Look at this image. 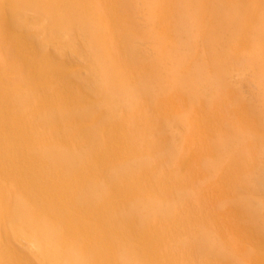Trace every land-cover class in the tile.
I'll list each match as a JSON object with an SVG mask.
<instances>
[{
    "label": "bare ground",
    "instance_id": "6f19581e",
    "mask_svg": "<svg viewBox=\"0 0 264 264\" xmlns=\"http://www.w3.org/2000/svg\"><path fill=\"white\" fill-rule=\"evenodd\" d=\"M90 1L93 4H98L96 5L97 8H102L100 7V1ZM140 1L147 8L153 10V14L156 13L155 17H159L160 23L157 24H161L162 28L168 29L169 41L163 45L162 50H157L158 54L162 55L161 57L152 52L146 53L147 51L145 50H139L133 41L129 43L126 38L125 43L127 45H120L116 48L118 58L128 67H132L133 64L140 66L145 60L151 61V65L156 66L160 59H165L163 61L167 69L165 70L166 75H162L159 70L158 72L156 71L157 83L155 81L150 82L148 77H141L138 81V88L146 96H151L156 90L153 97H151L154 103L162 99L157 92L166 84L167 78L182 87H186L188 93L193 92V101L190 99L192 102L188 103L189 97H183L179 94L181 92L176 89H167L165 95L169 97V100L162 102L164 101L162 99V106H159L162 109H159V112L166 114L168 111H178L180 117L185 120L184 118L189 117V108L191 106L194 108L197 120L196 125H199L195 140L197 142H206L207 151L211 154L206 161L200 162V164L204 165L201 168V172L207 171L211 177L219 173V191L216 190L217 194L226 193L224 191L225 187H227L226 185H230L233 194L235 193L233 200L226 201L222 199L219 201L216 208L213 209L214 211L211 212L212 214H210L212 222L217 226L218 230H222V236H225L226 240H229V232L236 234L235 238L238 242L235 241L232 244L234 246L232 250L240 252V248L247 242V245L253 248H251L253 251L249 255L251 263L264 264V218L262 217L264 212V152L262 154L260 144L256 145L255 133L247 132V127L246 131L238 129L239 136L234 130V125L231 126L229 123H225V127L222 129L217 128L216 123H218L219 117L224 116V113L215 105L206 106L204 101L207 100H203V97H207L206 95L209 94L210 90L215 92L222 87V82L225 83V76L228 71L222 69L220 72V70L214 68L215 65L213 68L208 66V72L205 75L204 70L200 71L199 67H196L195 72L188 76L189 73L184 71V69H180L183 57L179 53L185 47L189 49L188 44L193 42L189 40L190 35L196 31V23H194V15L192 13L193 0ZM202 1L206 9L209 8L208 5L212 6L208 9V12L212 13L213 29H218L210 33L214 40H208L210 42L215 41L213 44V50L215 51V45L219 44V42L223 43L225 41L223 44L228 45L234 40L233 37H231L233 40L226 39L222 29L226 28L225 30H227L232 24L239 25V28L241 25L233 19L234 13H229V10L224 13L225 9L222 5H219V0ZM226 1L230 3L233 0ZM23 2H31L32 4V2L36 3L38 0H0V27L3 29V36L6 37L2 38L6 40V43L8 42V44L1 45L3 48H7L5 51L12 48L14 50V52L9 51L12 53L11 55L4 51L9 56V60L5 62L8 63L9 68L7 67L8 65L0 64V264H32L28 256L21 251L22 248L26 249L27 246L34 247L37 251V257L40 259H46L43 256L45 252L54 253L55 264H85L86 261L89 262L88 264H142L143 262L146 264H194L195 258L201 264L209 263L212 258H214V261H212L214 264L219 259L221 260L220 263L232 264L230 263L231 261H228L229 259L224 253L225 249L220 243L219 247L214 248L215 242L208 233H197L203 239L200 240L198 237L197 241L195 240L196 242L194 240L189 241L186 237L183 238L181 236L184 231H187V227L190 231L194 230V223L198 218V216L192 217L193 214L190 216L189 206L187 207L188 199L185 198L188 195L175 193L170 189L168 192L164 191V193L170 195L167 201H165V198L161 199L158 197L140 200L143 196L151 194L153 186L160 193L166 188L161 189L160 186L159 188L158 181L155 182L156 184L151 183V169L147 164L148 161L141 157V153L134 146L129 131L134 133L135 139L141 138L140 143L146 145L145 148L150 150V154L161 153L162 157H164L165 153L174 154L177 151V141L175 139L177 138V133H175V127L167 121L166 128H169L174 138H171V143L165 146L163 151H157V141L154 143L149 142L152 139L151 133L148 132L149 128L138 131L137 125H133L125 119H114V110L112 108L116 105L126 109L131 108L133 112L138 113L139 117H141L139 113L143 114L146 109H142L143 105L139 100L141 97L138 96V92L136 93L134 87H131L127 81H123V84H120L119 88L123 90V93L121 98H117V94L112 89L111 78H115L119 72L118 68L110 64L106 66L108 63L103 61L101 63V60L98 63L95 62L97 65L92 64L95 71L93 73H97L99 80L101 82L103 80V86L105 84L107 87L103 103H100L98 108L105 110L110 123L104 126L102 124L99 125L98 122V125L103 129L100 142L97 143L95 139L92 141V151L84 154L85 163L83 165H72V163H76V158L78 159L86 150L82 148L71 150L65 148V146L84 145L87 139H85L86 136L82 131L91 121L86 116H79L72 122L73 128L71 127L70 131L66 130L65 117L61 116L60 110H66L75 104L81 107L84 106L87 101L91 100L89 95H95L101 89L99 80L92 79L86 83L80 81L76 76L77 69L67 57L71 56V49L75 44L74 38L72 36L71 38L69 37L71 28L73 30L75 26L83 25V23H79V25L75 17L65 18L68 10L71 11V16L74 13L76 14L75 11L77 10L71 9L72 5L65 9V0H44L42 5H47L46 7L50 8L49 12L55 15L50 21H47L48 16L44 17L46 26L49 27L50 37L59 41L62 47L63 45L66 46L64 51L52 54L45 40L37 36L38 31L43 29L39 22L35 21L32 24V30L29 33L23 31L25 30L24 24L26 21L17 12L22 7ZM105 2L108 4L104 6V9H101L104 12L103 14L109 11L107 13L109 19L118 24L120 28L122 27L123 29L121 28V30L124 33H130V29L128 30L129 25L122 24L123 12L121 11L120 14L122 15H119L117 11L120 6L122 10H126L127 2L131 5L132 1L106 0ZM198 3L199 7L200 5L201 7L203 6L200 0H198ZM251 6L253 5L251 4ZM176 14L178 21L175 20L177 18L172 17V15L175 16ZM258 14L260 15L261 13ZM241 16V18L237 19L238 22L245 18V16ZM100 19L103 20L102 18ZM105 19L106 17H104ZM240 19L241 21H239ZM251 21H249V25ZM255 22L250 25L251 33L245 31L240 33L239 30V35L237 36L238 42L244 41L249 47H253V53L249 57L245 56L243 58L246 53H243V55L241 53L243 59L239 58L240 62L236 65V74L243 76L238 79V82L235 81L236 88H240L243 84L247 88L244 91L252 95V97L245 96L250 104L246 103L244 98L238 96L235 90H231L234 91L232 93L237 100V104L232 105V113L237 121L250 122L249 126L252 123L254 113L251 112L250 107L251 105L254 106L261 96H264V75L262 73L259 74V76L262 75L260 78L263 80L258 82L257 88H254L255 93L252 90L255 87L253 86L254 80L251 78L247 80L245 79L246 75H244L245 69L249 66L253 67L256 64L255 60H261L263 57L262 51L264 49H261L263 46L261 45V48L259 46V48L256 47V42L261 39L264 42V16L261 21ZM93 25L95 26V24ZM38 28L39 30H37ZM103 31L106 32L108 30ZM160 31V34L164 33L162 30ZM242 32L245 34L243 35ZM104 35L103 37H105ZM252 35H257L259 39L252 37ZM118 40L121 41V38ZM205 40L207 41L206 38ZM250 41L251 43H249ZM108 44L111 43H107L106 46ZM232 46L238 47V43L237 45L232 44ZM112 47L111 45L110 48ZM109 50L107 51L110 52ZM219 51L215 53V58H217L215 61L220 60V63L227 65L225 63L226 60H224L225 57H222L223 54ZM228 53H231V51ZM73 55L75 54L73 53ZM88 59L92 60L93 57L91 58L90 56ZM107 59H105L106 62H108ZM184 59L187 60L186 57ZM205 62L208 63L207 61ZM229 68L232 70V67ZM65 72H68L73 78H67ZM12 76L15 77L12 78ZM8 77L10 80H7ZM100 77H102V80ZM11 78L13 80L16 78L17 80L13 81ZM195 78L200 79L201 83L205 85L204 87L202 86L201 91L194 85L195 82L193 80ZM21 79H27L29 85ZM230 80L233 81L231 77ZM256 80L255 76V82ZM225 89L227 88L225 87ZM36 91H40L42 94H37ZM223 92L219 91V93ZM220 101L216 100L215 102ZM156 105L158 106V104ZM85 108H93L91 111L95 110V107ZM146 114L144 113L143 117L145 121H148ZM71 115L75 116V113ZM96 115L94 121H99L101 113ZM54 120H57L58 125V128L55 129L50 123ZM233 120L236 121L234 118ZM150 121L147 123L151 124ZM185 121L188 123L187 120ZM236 122L235 128H237L236 126L239 123ZM40 126L44 128H40ZM209 129H212V133H215L216 136L218 135L217 144L213 143L212 139L210 140V135L207 136L208 133H211L208 132ZM218 129L223 132L220 136ZM158 130L159 132L161 131L160 129ZM250 130L253 132V129ZM59 133H61V136L57 135ZM248 135L252 138H246ZM136 142L138 143V140ZM261 145L263 150L264 140ZM55 148L61 150L51 151ZM242 148L247 150L244 155ZM257 150L261 152L262 157L259 164L255 165L252 155L253 151ZM216 152L217 154H215ZM130 153L135 154L138 159L127 164L126 168L119 166L120 161H124L127 158V154ZM192 155H196V150H192ZM68 158H72V162H68ZM48 162L50 167L45 166V163ZM51 162H53V166L50 165ZM188 162L186 161L185 165ZM56 164L58 165L55 166ZM135 168L139 172H136L135 176L130 175L131 170ZM238 168L244 171V173L241 172V177H239L241 178L239 179V184L237 182L233 183L232 180V176L236 174ZM220 169H222V172H220ZM123 171L125 172L122 173ZM114 172L119 175H111ZM104 175L107 176L106 192L102 194L104 197L100 199V196L95 194H98L99 187L102 190L101 184L103 185L105 180H101V178ZM206 177L208 178V176ZM153 181L155 180L153 179ZM79 192L83 194L84 198H80ZM221 197L223 198V195ZM20 204L23 206L21 207ZM233 209L241 214L245 212L248 216L244 213L246 217L243 216L242 222L239 223L235 216V221L232 222V218L228 216H231L232 213L234 215ZM28 210L31 214L30 217H33L32 220H28V216H26ZM121 210L124 215L116 214ZM222 213H224V216L227 215L226 217L230 220L228 218L224 220ZM52 227L58 229L54 241L50 233H48L49 228ZM197 234L195 233L196 237ZM64 239L70 240V246L69 244L66 245L68 250L73 246L72 243L77 245V253L72 249L63 251L65 248V244L63 245ZM62 240L64 241L62 242ZM211 246L213 247L210 248ZM178 247L180 251H177ZM211 249L215 250L216 254L211 256L210 261H208L207 252L212 251ZM245 249H242V252L248 251L250 248L246 247Z\"/></svg>",
    "mask_w": 264,
    "mask_h": 264
},
{
    "label": "rangeland",
    "instance_id": "374dc122",
    "mask_svg": "<svg viewBox=\"0 0 264 264\" xmlns=\"http://www.w3.org/2000/svg\"><path fill=\"white\" fill-rule=\"evenodd\" d=\"M43 1L44 0H38V2H36V3L32 2V4H31V2L30 3L29 2H25V3L23 2L22 3L23 8L20 7L17 12H19L20 17H22L26 21V23L24 24L25 30H23V31L29 33L32 30V24H34L35 21L39 22L43 26V29L40 28L42 30L38 31L37 36L39 38H42L45 40L47 47L49 49H51L49 51H52V54H55V53L58 54V51H59V53H60V51H64L66 46L63 45V47H62L61 46L62 44H60L59 41H56L55 38L50 37L49 27L46 26V21L44 20V17L48 16L47 21H50L53 17H55V15H52L49 12L50 8L46 7L47 5L46 6L42 5V4H44ZM98 1H100L99 2L101 4L100 7H102V8H97L96 5H98V4H93V2L90 0H65V3H64L65 9H67L68 6L70 7V5H72L70 7L71 9H77L75 11L77 15L74 13L71 16L70 15L71 11L68 10L65 14V18L70 19L71 17H75L78 24L83 23V25H84L83 26V25L79 24L80 26H75L73 30L71 28V35L69 36L70 38H71V36L74 38L75 44L71 49V56L69 55L67 57H68L69 61L77 69L76 76L83 83L89 82L92 79L99 80L97 73L96 74L93 73L95 71L93 69L94 66L92 64L97 65L95 62L98 63L100 60H101L100 61L101 63H103V62L108 63V64H106V66L110 64L113 67H117L118 68L117 70L119 72L116 74L115 78L114 77L111 78L112 79L111 84H113L112 89H113V92H115L117 94V98H121L122 93H123V90L121 88H119L120 84H123V81L129 82L130 86L134 87L135 92L136 93L138 92V96L141 97V98H139V100H140L141 104L143 105L142 109H146V111H144V113H147L146 116L149 119L148 121H150V120H154V121H150L151 124H148L147 123L148 121H145V119L143 117L144 113L143 114L139 113V114H141L140 115L141 117H139L138 113L133 112L131 108L126 109L125 107L117 106V105L112 108V110H114L113 111V113H114L113 118L114 119L123 118L126 121L131 122L133 125H137L138 131L149 128L148 132L151 133V136H152V139H150L149 142L154 143L157 141V143H158L157 151L158 150L163 151V148L171 143V141H172L171 138H174L172 136V134L170 133L169 128L168 129L166 128L167 121L173 127H175V131H176L175 133H177L176 134L177 138H175L177 141V151L174 154H171V153H165L164 154L163 153L164 157H162L160 155L161 153H157L156 155L150 154V150L145 148L146 145H143L140 143L141 138L135 139L134 133L132 131H129L130 138H132V142H133L134 146L139 150V153H141V157H144L146 159V161H148L147 164H148L149 168L151 169V174H150V176L152 177L151 183H155L158 181V184H159L158 187L160 186L161 189L166 188L162 191V193H160L159 191H157L156 187L153 186V191L151 192V194L147 195V196H143L140 200L158 197L161 199L165 198V201H167L170 198V195H167L166 193H164V191L168 192V190H170V189L172 191H174L175 193H180V194L182 193V194L188 195V196H185V198L188 199L187 207L189 206L188 208L190 209V216H191V214H193L192 217L198 216V218L195 220L194 230L190 231L189 228L187 227L186 228L187 231H184L183 235H181V236L183 238L186 237V239H189V241L194 240V242H196L198 237H199V234H197V233H200V232L205 233L206 232L214 240V242H215L214 248L219 247V243L221 244V246H223V248L225 249L224 253H225L226 257L229 259L228 261H231L230 263H232V264H234V263L235 264H252L250 259H249V255L253 251L252 250L253 248L251 246H248L247 242H246V244H243L242 248H240V252L232 250V249H234L233 248L234 246H232V244H234L236 241V238H235L236 234L234 232L233 233L229 232L231 234V236L229 234V240H226L225 236H222L223 235L222 230L220 228H219L220 230H218L217 226L214 225V223L212 222L210 214H212L211 212L214 211L213 209L216 208L219 201L222 199H224L226 201H231L234 199L235 193L233 194V191H232L230 185H229L230 187L228 185H226L227 186V187H225L226 190L224 189V191H226V193L223 192L222 194H219V193L217 194L216 190L219 191V173H217L216 175L211 177L208 175L209 173L207 171H205L204 173L201 172V168L204 167V165L200 164V162L206 161L208 158H210L211 154H209L207 151V148H206L207 143L206 142L205 143L202 141L197 142L195 140L197 138V134H198L197 132H198L199 125H196L197 120L195 118L196 114L194 113L195 112L194 108L191 106L189 108V117L184 118L185 120L188 121V123L180 117V113L178 111L172 110V111H168L166 114H162L159 112L160 111L159 109H162V107H159L160 105L162 106L161 103L167 102L169 100V97H166V95H165V91L167 89H176V90L180 91L181 93H179V94H181L183 97H187V98L189 97L187 100L188 103H190L191 100L193 101V97H192L193 92L188 93V91H186L187 90L186 87H182L181 85H178L175 81L167 78L166 84L162 88H160L157 92V94L160 95V97L164 101H162V99H160L154 103L153 100L151 99V97H153L156 90L151 94V96H146L144 93H142V91L138 88L137 85H138V81L141 77H148L150 82L155 81L157 83L156 71L158 72V70L162 73V75H166L165 70H167V69H166V66H164L165 62L163 61L165 59H162V60L160 59V62L156 63V66H152L151 61L145 60L142 62V65H140V66L133 64L132 67H128L125 65L124 62H121L119 60L118 55L116 53V48L120 45H127V43H125V41L128 39L129 43H131V41H133V43H135L137 45L139 50H145V51H147L146 53L152 52L153 54L159 55L157 50H159V49L162 50L163 45L167 44V42L169 41L168 29H166L165 27L162 28L161 24H157V23H160L159 22L160 20H159V17L158 18L155 17L156 13L153 14V10L147 8L140 0H131L132 1L131 5L128 4V2H127L126 10H122L121 6H120L119 7L120 9L117 11V14H119V15H122V14H120L121 11L123 12L122 24L123 25L126 24V26L129 25L128 30L130 29V33L129 32L124 33L121 30L122 27L120 28V26L118 24H116L111 19H109V16L107 15V13L109 11H107L105 14H103L104 12L101 9H104V6H106L108 4L107 2H105L106 0H103L104 1L103 3H102V0H98ZM225 1L226 0H224V1L219 0V5H222L223 8L225 9L224 13H226L228 10H229V13L230 12L234 13L233 19L236 20V23L241 25L239 28V25L232 24L227 28V30H225L226 28L222 29V32H223L224 36L226 37V39H228V38L230 40L234 39L233 42L228 43V45L223 44L225 41L223 43L219 42V44L215 45V51L213 50L214 49L213 44L215 41L210 42L208 40L213 39L211 34H210L211 31L214 32L215 29L216 30H218V29L217 28L213 29L212 13L208 12V9L212 6L208 5L209 8L206 9L205 8L206 6H204L202 4L203 1L200 0V3L203 6L201 7V5H200V7H199L198 0H193L194 4L192 5V13L194 15V23H196V25H195L196 31L194 32V34L192 32L190 35L189 40L193 41V42L188 44L189 49H188V47H185L184 49L181 50V53H179L181 55V57H183V59H182L183 63H182V67L180 69H184V71L189 73L188 76L195 72L196 67H199L200 71L204 70L205 75H207L208 66H211L213 68V66L215 65L214 68L220 70V72L222 69H226L228 71L226 73V76H225V83L222 82V87L219 88L221 91H224V92L219 93V91H220L219 89L215 92H212L210 90L209 94L206 95L207 97H203L204 98L203 100H207V101H204V104L206 106H210V107L215 105L216 107H218L220 110L223 111L224 116L219 117L220 119H219L218 123H216L217 128L219 127V129H222L225 127V123H229L231 126L234 125V130L236 132L239 129L241 131L247 130V132L255 133L256 145L258 146V144H260L259 146H261V152L263 154L264 149L262 150L263 147H262L261 143L264 140V96H261L257 100V102L255 103L254 106L251 105V107L253 109L250 107V110L252 113L253 112L254 113H253V117H252V123L249 126L248 124H250V122H248V121L239 122L236 120L234 114L232 113V105H234V104L236 105L237 100L235 99V96L232 93L234 91H231V90H235V92L237 93L238 96L244 98V101L246 103L250 104L249 101L245 98V96L247 97V95H248V96L252 97V95H250L249 93H246L244 91L245 89L247 90V88L243 84L241 86L242 88L241 87L236 88L237 86L235 84V81L238 82V79L241 76H243V75L238 76L236 74L237 73L236 72V65L239 64L240 59L242 60L243 58H245V56L249 57L250 54L253 53V47H249L248 44H246L244 41L238 42L237 36L239 35V30H240V33H241V31L251 33V29H249L250 25L253 24V22H255V21H256L255 23H257L258 20L261 21V19L264 16V0H252V1H254L253 3L251 0H236V1L233 0L232 2H234V3H232V2L229 3L227 1L226 2ZM250 1H251V3H250ZM251 4L253 6H251ZM204 9H205V11H204ZM197 10H198V12H197ZM258 13H261V14L259 15ZM240 14L245 16V18H243L242 21L240 19L239 21H241V22H238L237 19L239 17L240 18L242 17ZM205 16H206V18H205ZM104 17H106L105 20H104ZM148 17H150V18H148ZM172 17L177 18L178 16L176 14L175 16L172 15ZM258 17H259V19H258ZM100 18H102L103 20H101ZM249 18H251V19H249ZM233 19H232V21H233ZM175 20L178 21L179 19L177 18ZM110 21H112V22H110ZM249 21H251L250 25L248 24ZM90 23L92 26L90 25ZM93 24H95V26ZM112 24H114V25H112ZM88 25H90V26H88ZM159 25H161V26H159ZM112 27H113V29H112ZM116 27H117V29H116ZM143 27H144V29H143ZM158 28L160 30H162V32H164V33L160 34L161 31ZM87 29L88 30L90 29L91 31L90 30L88 31ZM109 29H110V31H109ZM146 29H147V31H146ZM156 29L159 30V32H157ZM197 29L199 30L198 32H197ZM37 30H39V28ZM103 30H105V31L108 30V31L104 32ZM148 31H150V32H148ZM234 31H235V33H234ZM120 32H122V33H120ZM92 33H93V35H92ZM145 34H147L148 36L147 35L145 36ZM242 34L244 35L245 33L242 32ZM3 35H4L3 29L0 27V48H1L0 49V56L2 55L0 58V64L1 65L5 64V66H6V65H8V63H5V62H7V60H9V56H7V54H5V52H7L8 54L11 55L12 53H10V52L11 51L14 52V50L12 47H9L12 49H8L7 51H5L7 48L4 47L5 48L4 49L2 45L8 44V42L6 43V40L4 39L6 37ZM103 35L105 37H103ZM214 36H218V35H214ZM2 37H4V38H2ZM231 37H233V39H231ZM252 37L259 39L257 37V35H255V36L252 35ZM110 38H113V39L110 40ZM119 38H121V41L118 40ZM205 38L207 39V41L205 40ZM166 39H168V40H166ZM105 40H107V42H105ZM261 40H263V39H261ZM261 40L256 42V47H258V46L260 47L262 45L263 47L261 46L262 48L261 47L260 48L263 50L264 49V42ZM1 41H2V43H1ZM109 41H111V42H109ZM115 41H117V42H115ZM105 43L106 44L111 43V44H108L109 46L108 45L106 46ZM237 43H238V47L232 46V44L237 45ZM249 43H251V41ZM111 45L113 46L112 48H114V45H116L113 50H112V48H110ZM198 45L200 46V48H198L199 47ZM212 45H213V47H212ZM5 46H9V45H5ZM105 46L107 47V49ZM108 49H110L109 50L110 52L107 51ZM224 50H226L227 52ZM232 50H234V51H232ZM237 50H238V52H237ZM246 50H247V52H245ZM217 51H219L221 54H223L222 57H225V59L224 58L223 59L226 60L225 63H227V65L224 63H220L219 59H218L219 61H215L217 59V58H215V55H216L215 53ZM229 51H231V53H228ZM248 51H249V53H248ZM262 52H263V57L261 58V60L256 59L255 60L256 64L252 63V64H254L253 67L249 66L247 69L244 70V75H246L245 79L248 80L249 78H251L254 80L253 86H255V87L252 88L253 93H255L254 88H257L258 82L263 80L262 78H260L262 75H264V67H263L264 66V61H263L264 50ZM73 53L75 55H73ZM188 53H189V55H187ZM241 53H242V55H243V53H246V54H244L243 58H242ZM239 54H240V57H239ZM90 56H91V58L93 57L92 60L88 59V58H90ZM159 56L162 57V55H159ZM185 57L187 58V60L184 59ZM97 59H98V61H97ZM105 59H107L108 62H106ZM2 61H4V62H2ZM205 61H207L208 63H206ZM223 64H224V66H223ZM225 65H226V67L227 66L228 67L226 68ZM7 67L9 68V65ZM229 67H232V70ZM65 73H66L65 76L67 78H73V76H71L68 72H65ZM261 73H262V75L259 76V74H261ZM255 76L257 79L256 82H255ZM14 77L12 76V78H14ZM18 77H19V75H18ZM18 77H16V78H18ZM230 77L233 81L230 80ZM16 78L14 80L13 79L12 80L15 81V80H17ZM100 78L102 80V77H100ZM7 80H10L9 77L7 78ZM21 80H23V82H25L27 85H29V81L27 79H21ZM198 80H199V82H198ZM193 82H195L194 83L195 87L197 86L196 88L199 89L200 91L205 86V85H203V83H201L200 79L195 78V80H193ZM99 83L101 84L100 91H98V93H96L95 95H92V96L89 95V99H91V100L88 99L89 101H87L84 106L81 107L80 105L75 104V105L71 106V108H68L66 110H62V109L60 110L61 116L65 117L64 118V124L66 125V130L70 131L71 127L73 128L72 122L75 121V119L79 116H86L87 119H89V121H91V123L88 124L86 127H84V130L82 131V133L86 136L85 139H87V142L84 145H75L73 147H66L65 146V148H69L71 150H74L75 148L76 149L82 148V149L86 150L85 152H83V155L81 154V156L78 159L76 158V160H77L76 163H72V165L74 164L75 166H77V165L80 166V165H83L85 163V155L84 154L87 152L90 153L92 151V148H93V142L92 141L94 139L97 141V143L100 142V138L102 137V134H103V129L99 125L102 124L105 126V125H108L110 123V121L108 122V120H109L108 114L105 112V110L98 108V105H100V103H103L104 95L106 93V88H107L105 84L103 86V80H102V82L100 81ZM225 87L227 89L224 90ZM231 87H232V89H231ZM233 87H235V88H233ZM154 88H156V87H154ZM229 89H230V91H228ZM132 90H133V88H132ZM36 93L42 94L40 91H36ZM228 95H229V97H228ZM220 96L222 97L221 101L224 100L223 102L220 101V99H221ZM226 96H227V98H226ZM216 100L217 101L219 100L220 102L216 103L215 102ZM156 104H158V106ZM85 107H95V110L91 111V109H93V108H85ZM155 108H157V109H155ZM72 113H75V116L71 115ZM99 113H101V119L98 117L99 121H94L95 116H97L96 114H99ZM233 118L237 122L234 120L232 121ZM228 120H230L231 123ZM253 121H255V122H253ZM98 122H99V125H98ZM235 122L236 123L239 122L238 126H236L237 128H235ZM50 123L54 129L58 128L57 120L56 121L54 120ZM149 125H151V126H149ZM162 125L164 126V128ZM242 127H243V129H242ZM246 127H247V129H246ZM40 128H44V127L40 126ZM158 129L161 130L160 131L161 133L159 132ZM219 129H218V133L220 136L223 134V132H221ZM250 129H253V132ZM208 132H211V133H208L207 136L210 135V140L212 139L213 143L217 144L218 143V138H217L218 135L216 136L215 133H212V129H209ZM57 135L61 136V133H59ZM237 136H239L238 132H237ZM249 137H250L249 135L246 136V138H249ZM250 138H252V137H250ZM155 139H158V140H155ZM136 140H138V143L136 142ZM61 148H63V147H61ZM192 148L194 150H196L195 156L192 155V150H193ZM59 150H61V149L55 148L54 150H51V151H59ZM241 150L244 151L243 155L247 151L245 148H242ZM261 152H258V150L253 151L252 156H253V160H254L255 165L259 164V162H260V159L262 157ZM56 153H58V152H56ZM215 154H217V152ZM136 157L137 156L135 154H132V153L127 154V158H125L124 161H120L119 166L126 168L125 166L127 164L131 163L135 159H138V157L137 158ZM159 158H161V159H159ZM157 159H159V160H157ZM182 161H184V162H182ZM186 161H189L187 163V165H185ZM68 162H72V158H68ZM48 165H49V162L45 163L46 167H50ZM50 165L53 166V162H51ZM57 165L58 164H56L55 166H57ZM150 169H148V170H150ZM132 170L130 172V175H132V176H135L136 172H139L136 170V168L132 169ZM124 172L125 171H123L122 173H124ZM220 172H222V169H220ZM241 172L244 173V171H242V169L238 168V171H236V174L234 176H232L233 183L234 182H237V184L240 183L239 179H241V178H239V177H241ZM114 174H115V172L112 173L111 175H114ZM115 175L118 176L119 174L118 175L115 174ZM206 176H208V178L209 177L210 178L208 179ZM106 178H107L106 175H104L101 178V180H105V182L103 185L101 184L102 190L99 187V190L97 192L98 194H95L97 196H100L99 197L100 199H101V197H104L102 194H104L106 192V185H105V184H107ZM153 179L155 181H153ZM89 186H90V184H89ZM167 187H169V188L167 189ZM229 189H231V190H229ZM79 194H80V192H79ZM216 194H217V196H216ZM222 195H223V198L221 197ZM80 198H84L82 193L80 194ZM20 206H21V204H20ZM223 210H225V209H223ZM233 210H234V215L232 213L231 216H228L229 218H232V220H231L232 222L235 221L234 220L235 216H236L235 219L238 221V223L242 222L243 216H245V217H246V215L248 216V214H246L245 212L244 213L246 215L244 213L241 214L239 211H236L235 209H233ZM188 212H189V210H188ZM116 214L124 215L122 213V210L117 212ZM30 215L31 214L28 210L27 215H26V216H28V220H32V218H33V217H30ZM263 215H264V212L262 213V217L264 218ZM222 216H224V213H222ZM226 216L227 215L224 216V218H223L224 220L226 218H228ZM164 221H166V220H164ZM57 230L58 229L54 228V227L49 228V230H48V233H50L53 241L55 240V235H56ZM54 232H55V234H54ZM195 233L197 234V237H196ZM199 239L201 240V239H203V237L200 236ZM64 240H62V242ZM228 241H229V243H227ZM236 242H238V241H236ZM64 244H65V246H64L65 248L63 251L65 252L68 250V249H66V245L69 244V246H70V240L68 241V239H66L64 241L63 245ZM72 244H73V246H71L69 248V250L72 249L73 251H76V253H77V249H78L77 245L75 243H72ZM74 246H75V248H74ZM201 247H203V245H201ZM212 247L213 246H211L210 248H212ZM244 247L245 248L247 247L248 249L250 248L249 250H251V251L248 250V251L242 252V249H245ZM118 249H120V248H118ZM21 251L24 252V254H26L28 256V258L32 261V264H55V262H56V258L54 257L55 254L52 252H49V251L45 252L43 254V256L46 259H40L39 257H37V251L32 246H27L26 249L22 248ZM177 251H180L179 247L177 248ZM215 254H216L215 250L208 251L207 252V255L209 256L208 261H210V259H211L210 257L215 255ZM244 255H245V257H244ZM211 260L214 261V258H212ZM212 261H210L207 264H210V263L214 264ZM220 261H221L220 259H219V261H217L218 264H224V262L220 263ZM217 262L215 264H217ZM88 263H89L88 261L85 262V264H88ZM142 264H146V263L143 262ZM194 264H201V262L195 258Z\"/></svg>",
    "mask_w": 264,
    "mask_h": 264
}]
</instances>
